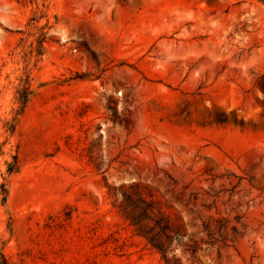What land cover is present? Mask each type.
<instances>
[{"label": "rangeland", "instance_id": "obj_1", "mask_svg": "<svg viewBox=\"0 0 264 264\" xmlns=\"http://www.w3.org/2000/svg\"><path fill=\"white\" fill-rule=\"evenodd\" d=\"M144 198L183 264H264V0H0V251L165 264Z\"/></svg>", "mask_w": 264, "mask_h": 264}, {"label": "trees", "instance_id": "obj_2", "mask_svg": "<svg viewBox=\"0 0 264 264\" xmlns=\"http://www.w3.org/2000/svg\"><path fill=\"white\" fill-rule=\"evenodd\" d=\"M33 93L34 89L31 88L29 80H26V82L18 88V95L16 96V99L18 100L20 107L17 109V113H19V111L21 112L24 110L30 98V95ZM15 119L16 116H14L13 118L14 121H10V123L6 127V129L9 130L11 133H13L16 129ZM16 170L17 166H13L9 163L7 171L11 173ZM144 199L146 205L144 209V215L147 218L151 219L152 222L142 227L140 222L136 220V218H133V223L137 225V229L139 230V232L147 238L151 245L161 253L162 259L164 260L165 264H183L181 257L177 256L175 253V239L180 241V238L183 236V233H181L179 229L174 227L168 219H165V217H160L159 214H156L152 201H149L146 198ZM219 220L222 221V225H224L227 219L224 216H221L219 217ZM208 231L212 235H217L214 238L215 240H221L223 242L226 241L225 237L223 236L224 230L223 228H221L220 225L214 228L208 226ZM217 233H219V236ZM187 248H190L192 254L194 255L197 247L196 245H192V247L188 246ZM0 264H11L5 254L1 251Z\"/></svg>", "mask_w": 264, "mask_h": 264}]
</instances>
